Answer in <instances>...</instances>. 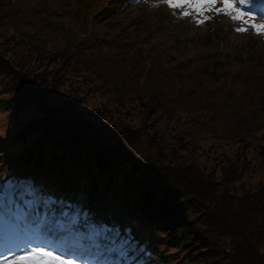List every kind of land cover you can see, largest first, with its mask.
<instances>
[{"label": "rangeland", "instance_id": "1", "mask_svg": "<svg viewBox=\"0 0 264 264\" xmlns=\"http://www.w3.org/2000/svg\"><path fill=\"white\" fill-rule=\"evenodd\" d=\"M112 2L0 0V168L2 159L19 152L15 137L20 130L34 122L27 120L34 110L24 98L31 88L42 101L40 108L46 102L67 106L79 113L75 122L94 119L114 130L123 154L149 174L146 169L154 166L165 190L177 199L184 192L173 182L175 170L219 183L238 198L262 196L264 98L252 96H264V43L233 34L224 20L194 28L163 9L146 12L129 5L134 12H126L129 7L120 12L110 10ZM232 162L238 164L228 171L224 166ZM41 174L52 186V176ZM188 194L186 224L176 225L178 216L165 230L154 231L170 264H264L262 230L252 244L260 255L252 262L239 251L233 256L228 239L213 236L211 229L208 249H203L206 233L201 231L203 238L192 234L213 223L206 205ZM108 208L113 206H98L102 212ZM123 214L129 212L122 206ZM259 219L264 228V217ZM120 228H110L109 256L125 263L133 253L132 263L148 264L135 241L126 244ZM169 234L180 240L167 247ZM207 253L214 258L202 260Z\"/></svg>", "mask_w": 264, "mask_h": 264}, {"label": "trees", "instance_id": "2", "mask_svg": "<svg viewBox=\"0 0 264 264\" xmlns=\"http://www.w3.org/2000/svg\"><path fill=\"white\" fill-rule=\"evenodd\" d=\"M58 51L67 53L65 49H58ZM34 91L36 90L28 89L24 97L25 104H28L27 108L30 107L39 114L36 119L33 118L34 122L28 130H25L26 133L15 137L20 146L21 156L19 157L23 162L32 161L34 168L42 165L59 173L76 170L75 173H82L91 178L89 182L91 187L96 183L93 180L103 181L118 195L131 194L137 203H144V213L147 216L145 219L147 222H152V227L157 229L161 227L165 230V227H168V221H171V218L175 220L178 216L182 217L177 219L176 225L186 224L183 201L186 200V204H190L192 201L188 194L190 192L206 205L207 213L213 223L211 226H203L201 230L192 234V238L199 235L203 238L201 231L206 233V246L203 249H208L207 244L211 235L207 232L211 229L213 236L218 235L228 239L234 250L233 256L236 255L235 251H239L240 255L243 254L246 260L249 259L252 262L257 258V254L260 255L259 248L257 250V246L252 244L257 239L258 231L264 232L263 224L259 219L264 217V194L260 197L244 195L238 198L234 193L223 191L219 183L200 182L198 178L194 180L183 175V171L175 170L173 182L176 188L183 190L185 195L177 199L171 190L167 192V187L165 190L154 166L146 169L151 175L145 170L136 168L123 154L121 149L124 147L119 144L120 137H116L114 130L99 126L94 119L82 118L79 122H75L79 113L67 106L59 108L46 102V106L40 108L42 101L37 98ZM256 96L259 100L264 98L260 92L252 98ZM252 98L249 97V101ZM153 161L156 164L158 160L155 158ZM233 162L224 167L229 166L228 171H230L238 164ZM191 180L193 184H190ZM182 190L178 193L181 194ZM147 236L152 237V234ZM178 240L180 239L177 235H170L166 245L177 244ZM164 246L159 244L158 249L163 251ZM175 249L171 250L175 251ZM213 258L207 253L202 260L208 261ZM236 264L245 263L239 260Z\"/></svg>", "mask_w": 264, "mask_h": 264}, {"label": "snow or ice", "instance_id": "3", "mask_svg": "<svg viewBox=\"0 0 264 264\" xmlns=\"http://www.w3.org/2000/svg\"><path fill=\"white\" fill-rule=\"evenodd\" d=\"M172 10L173 15L195 19L196 23L204 24L219 15L226 20L235 22L234 30L243 33L251 29L255 34L264 35V13L259 16L253 11L255 0H154ZM244 5L245 8L239 7ZM0 264H93L65 247L64 243L52 236H33L22 243L4 247L0 245ZM95 264H100L95 261Z\"/></svg>", "mask_w": 264, "mask_h": 264}]
</instances>
